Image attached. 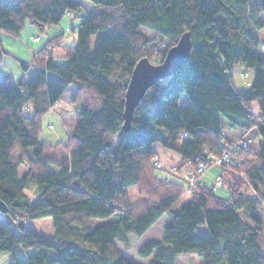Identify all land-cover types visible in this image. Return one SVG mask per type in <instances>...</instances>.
Returning <instances> with one entry per match:
<instances>
[{"label":"trees","instance_id":"obj_1","mask_svg":"<svg viewBox=\"0 0 264 264\" xmlns=\"http://www.w3.org/2000/svg\"><path fill=\"white\" fill-rule=\"evenodd\" d=\"M86 1L97 11L80 19L74 43L61 42L60 33L29 60L13 56L23 72L37 70L31 80L21 76L11 84L10 74L0 75V200L14 220L0 224L8 264H137L116 241L131 247L163 214L169 220L161 236L138 250L148 264H176L179 254L191 253L198 264H264V0ZM81 5L0 0V62L9 53L2 33L17 37L26 22L42 31L66 13H79ZM185 31L192 42L188 62L147 89L123 130L124 94L136 61L160 62ZM53 45L62 56L51 52ZM236 64L252 71L244 88L234 84ZM71 83L74 92L65 101ZM182 96L188 103L180 107ZM51 108L63 122L73 117L64 140L39 138ZM222 119L230 127H254L257 150L232 145ZM154 144L179 154L171 171ZM224 150L229 160L212 163ZM200 162L229 172L227 196L215 192V177L223 181V172L201 183L208 168L197 174ZM185 166L198 175L192 184L175 174ZM129 186L144 200L132 204ZM181 195L190 200L174 208ZM43 217L51 218L50 237L24 224Z\"/></svg>","mask_w":264,"mask_h":264},{"label":"rangeland","instance_id":"obj_2","mask_svg":"<svg viewBox=\"0 0 264 264\" xmlns=\"http://www.w3.org/2000/svg\"><path fill=\"white\" fill-rule=\"evenodd\" d=\"M92 8H94L93 5H91L86 0H83L82 5H81V11L79 13H66L62 17V19L57 25L62 26V29L65 34V39H64L65 43H74L76 41V36H75L76 27H77L76 25L78 24V22L80 21L82 17L92 14L91 12ZM75 14L81 17L75 18L74 17ZM262 18L264 20V14L262 15ZM28 28H31L32 30H34V33H37L36 35L39 37V43H37L36 45L40 44L50 32L47 26L41 31L35 25L26 22L17 37L4 34L2 36V39H3L2 42L4 43V45H7V46L8 45L9 46L15 45L16 47L21 46L22 45L21 40L22 39L26 40L29 35ZM147 34L149 36H152V33L150 32H147ZM260 36L261 38L264 37V28L260 31ZM53 52L55 54L63 53L60 47H55ZM5 59L6 61L0 62V73H8L14 77L20 75L22 69L18 61L15 60V58H13L11 55L6 56ZM152 63H158V62H152ZM241 72H246V75L241 76L240 75ZM231 73L233 75L234 84L238 88L246 87L247 86L246 82L249 81L252 77V71L246 66H244L243 64H236L231 69ZM73 92H74V85L71 83L68 85L65 92L63 93L62 99L65 101H68L70 96L73 94ZM187 103H188V99L186 98V96H182L181 99L179 100V106L182 107L186 105ZM50 110L53 111L52 113H55V114H50L51 112H48L42 116V119H41L42 128L39 133V138L46 140V141L64 140L67 136V130H71L72 128L73 121L71 120H73V117H71L70 120L66 122H62V118L59 116L57 111L54 108H51ZM251 111L255 115H258L259 108L256 102L252 103ZM27 113H29V111H27ZM253 128L254 127L247 129V132L245 134L240 135L243 131L241 128L230 127L228 125V122L225 119H222V129L228 138L233 139V140L239 139L241 137L250 139V142L246 146L247 148L248 146L253 147L255 143L258 141V136L256 133H254V137H252V133L248 132L249 130H252L253 132L255 129ZM252 139H253V143H251ZM118 140H119V134H115L111 137V148L112 149L116 148ZM167 150L170 151L169 152L170 154H171V151L174 152L172 153L173 157L170 158L167 154H164V152L163 153L160 152L158 154L159 159H160L159 161L165 170L171 171V169H173V166L175 165L176 161L179 158L177 160L175 158L177 156L176 154H178L177 152L170 150V149H167ZM25 169L26 168L24 166H20L19 173L22 174L25 171ZM217 170L219 173L223 172L222 173L223 181L220 186L215 188V192L220 196H227L229 193L228 185L230 183V179H229L230 175L228 171H224V170L221 171L218 166L212 165L211 167L208 168L207 172L203 174V179L201 180V183H205L209 185L212 179L214 178L213 172ZM31 184L33 185L34 183L32 182ZM126 191H127L129 200L132 204H136L144 200V197L137 192V189L135 186L127 187ZM26 192L27 194H29L30 197H33V195H36V193H33L32 188H28ZM189 200H190V197H188L187 195H181L177 203L174 205V208H178L179 206L184 205ZM168 220H169V217L163 214L158 219V221L152 227H150V229L139 239V241H137L131 247H128V248L123 247V244L120 241H116V245L120 249L123 250L124 257L130 259L131 261L137 264H148L149 258L139 255L138 250L148 239L159 238L161 236V225H163ZM13 223H14V220L8 213H0V224L12 225ZM98 223H100L98 222V220L94 221L93 225H97ZM24 224L26 227L46 237H50L53 233V227L51 224L50 217L26 220ZM203 230H204V226H200L198 228V232L203 231ZM32 250L34 249H29V251H32ZM47 252L49 254H53V251L50 249L47 250ZM21 254L23 255L24 252L21 251ZM9 258H10V255L8 252L0 251V263L1 264H8ZM199 261H200V257L197 254L191 253V254H179L176 257L175 263L176 264H198Z\"/></svg>","mask_w":264,"mask_h":264},{"label":"water","instance_id":"obj_3","mask_svg":"<svg viewBox=\"0 0 264 264\" xmlns=\"http://www.w3.org/2000/svg\"><path fill=\"white\" fill-rule=\"evenodd\" d=\"M191 47L190 33L185 31L173 45L166 49L160 62L152 63L146 56L136 61L124 94L123 130H128L133 111L147 89L185 65L190 58ZM0 212H7V206L1 200Z\"/></svg>","mask_w":264,"mask_h":264},{"label":"crops","instance_id":"obj_4","mask_svg":"<svg viewBox=\"0 0 264 264\" xmlns=\"http://www.w3.org/2000/svg\"><path fill=\"white\" fill-rule=\"evenodd\" d=\"M83 0H81V4H82ZM97 11V9L94 7L92 8V14L95 13ZM264 13H262L260 16L262 17ZM47 28L49 29V34L47 35V37H45V39L38 45H36L37 43H39V40H36V34L37 33H34V30H32L31 28H28V37L27 39H22V45L21 46H18L16 47L15 45H4L3 43V46L4 48L9 52L7 55H4L3 56V59H2V62L6 61V56L8 55H11L12 57L15 55V56H18L24 60H29L31 57H32V54L35 50L39 49L47 39H49L50 37L52 36H55V35H58L60 33H62V39H61V42H64V39H65V34H64V31L62 29V26H59V25H49L47 26ZM5 33H2L1 34V39H2V36L4 35ZM3 40V39H2ZM65 43V42H64ZM36 45V46H35ZM57 47V46H52L50 49H51V52H53L54 48ZM15 49V50H14ZM54 53V52H53ZM55 54V53H54ZM56 56H62L63 54H55ZM14 58V57H13ZM37 70L36 69H33V68H30L28 69L27 71H21L20 75L18 76H11V80H10V83L11 84H16L17 83V79L20 78L22 76L23 80L25 82H28L29 80H31L33 78V76L36 74ZM3 74H8V73H0V75H3ZM49 77L55 79V76L53 75H48ZM49 112H51L50 114H55V113H52L53 111L49 110ZM63 122V121H62ZM254 129V128H253ZM247 132V130H243L242 134H245ZM248 132H251L252 133V137H254V133H256V130L254 129V131L252 132V130H249ZM225 134V133H224ZM226 135V134H225ZM227 136V135H226ZM254 139V138H253ZM253 139L251 141V143H253ZM154 149L156 150V152L159 154L160 152L164 154H167L170 158H172L174 152L171 151V154L169 153L170 151L165 149V148H162L159 144H154L153 145ZM257 147H258V141L255 143V145L253 147H249L248 146V149L251 150V151H256L257 150ZM177 156L175 157L176 160L180 157L179 154H176ZM218 173V170L213 172V175L215 176L216 174ZM203 179V176L200 178V181ZM214 179V178H213ZM212 179V181H213ZM204 231V230H203Z\"/></svg>","mask_w":264,"mask_h":264},{"label":"built area","instance_id":"obj_5","mask_svg":"<svg viewBox=\"0 0 264 264\" xmlns=\"http://www.w3.org/2000/svg\"><path fill=\"white\" fill-rule=\"evenodd\" d=\"M37 38L38 37H36V39ZM249 142H250L249 138L241 137L239 139L234 140L232 142V145L246 147ZM228 160H229V156L225 150L222 151L219 156H213L211 158L212 163H222V162H225ZM208 166H209L208 164H204V163L200 162L196 165L195 171L197 174H202L206 171ZM175 174H179L180 176H182L189 184H192L197 179V176H198V175L194 176V173L189 171L188 167H186V166L180 172L175 173ZM214 182H215L214 183L215 186H220L221 182H222V177L221 176L215 177Z\"/></svg>","mask_w":264,"mask_h":264}]
</instances>
